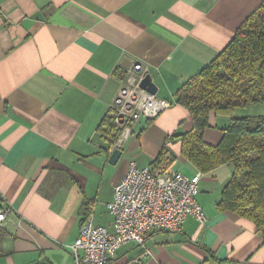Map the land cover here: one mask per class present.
Listing matches in <instances>:
<instances>
[{
    "label": "crops",
    "instance_id": "obj_1",
    "mask_svg": "<svg viewBox=\"0 0 264 264\" xmlns=\"http://www.w3.org/2000/svg\"><path fill=\"white\" fill-rule=\"evenodd\" d=\"M261 2L0 0V210L8 209L0 225L9 232L1 239L0 264H75L65 246L86 213L112 229L106 203L129 161L150 167L166 137L191 128L176 89ZM136 61L157 86L155 96L171 106L139 118L121 142L120 130L111 145L98 127ZM227 122L211 113L213 130L204 131V140L216 143ZM167 146L176 156L167 169L180 159L197 172L180 155L179 142ZM115 147L122 153L111 164ZM230 173L225 164L204 174L214 175L217 186L215 197L199 196V189L204 224L188 217L178 231L151 230L142 245H122L108 264H264L254 224L215 207Z\"/></svg>",
    "mask_w": 264,
    "mask_h": 264
},
{
    "label": "trees",
    "instance_id": "obj_2",
    "mask_svg": "<svg viewBox=\"0 0 264 264\" xmlns=\"http://www.w3.org/2000/svg\"><path fill=\"white\" fill-rule=\"evenodd\" d=\"M174 95L175 102L189 112L192 125L187 131L177 130L166 137L150 162L151 170L155 168L152 165L161 166L163 171L173 164L176 156L167 144L177 142L180 155L202 174L230 165L231 173L215 207L250 220L264 241V113L236 114L250 106L264 107V0L238 26L228 44L186 79ZM211 113L228 118L226 125L218 127L221 134L214 144L203 137ZM98 129L111 145L120 133L108 113ZM8 234L0 225V255L1 239Z\"/></svg>",
    "mask_w": 264,
    "mask_h": 264
},
{
    "label": "built area",
    "instance_id": "obj_3",
    "mask_svg": "<svg viewBox=\"0 0 264 264\" xmlns=\"http://www.w3.org/2000/svg\"><path fill=\"white\" fill-rule=\"evenodd\" d=\"M144 74L141 62L132 63L109 104V116L122 133L120 142L139 118H155L171 106L168 100L139 87ZM201 177L198 171L192 176L171 169L154 172L129 161L125 175L114 185L112 198L106 203L112 229L96 224L93 215L88 214L73 243L65 246L75 264H108L122 245H142L151 230L178 231L188 217L204 224L207 218L197 201ZM7 212L8 209L0 210V223Z\"/></svg>",
    "mask_w": 264,
    "mask_h": 264
},
{
    "label": "rangeland",
    "instance_id": "obj_4",
    "mask_svg": "<svg viewBox=\"0 0 264 264\" xmlns=\"http://www.w3.org/2000/svg\"><path fill=\"white\" fill-rule=\"evenodd\" d=\"M263 106L262 105H258V106H250L246 109V111H241V109L236 111V114H255V113H262L261 111L263 110ZM218 118H226L225 116H217ZM212 129L210 126L207 128ZM178 130L184 131L182 129V126L180 128H178ZM184 166L187 168V171H185ZM173 170H175L176 168H181L183 171H185V173L191 174V170H190V166L188 164H182L180 159L177 160V162H175V166L173 165ZM192 175V174H191ZM202 177H204L203 181L201 179L200 184H199V189H200V193L199 196L202 197H215V193L217 192V186H215V176L214 175H204L202 174ZM201 189H203V191H201ZM107 216V215H106Z\"/></svg>",
    "mask_w": 264,
    "mask_h": 264
},
{
    "label": "water",
    "instance_id": "obj_5",
    "mask_svg": "<svg viewBox=\"0 0 264 264\" xmlns=\"http://www.w3.org/2000/svg\"><path fill=\"white\" fill-rule=\"evenodd\" d=\"M139 87L152 95H155L157 91V86L153 82L152 77L149 73H145L144 76L141 78L139 82ZM121 153H122L121 149L115 147L110 153L108 162L111 164L116 163L119 160Z\"/></svg>",
    "mask_w": 264,
    "mask_h": 264
}]
</instances>
